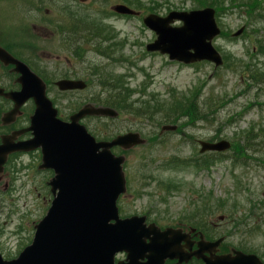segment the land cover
Returning <instances> with one entry per match:
<instances>
[{
	"label": "rangeland",
	"instance_id": "rangeland-1",
	"mask_svg": "<svg viewBox=\"0 0 264 264\" xmlns=\"http://www.w3.org/2000/svg\"><path fill=\"white\" fill-rule=\"evenodd\" d=\"M128 1L130 5L127 6L132 9L164 17L169 10L179 12L193 9L197 0ZM210 1L213 0H202V4L208 5ZM259 1L258 5L256 0H214L213 9L218 10L219 27L225 37L213 43L226 56L227 68L214 69L209 63L196 67L183 66L169 62L164 56L147 54L144 46L155 37L143 27L141 19L105 18L102 11L109 12L113 5L121 3L120 0H10L6 6L9 18L6 33L14 55L25 63L34 57L35 62L42 64L38 69L51 76L44 75L48 80L71 78L67 73L69 71H72V78L68 80L87 83L95 74L108 75L110 85H107L115 88L112 92L90 84V89L85 92L59 94L53 98L48 95L63 120L70 116V102L72 113L85 104L108 103L120 107L124 114L117 120L90 116L81 121L95 138L104 140V136L109 134L131 132L140 133L149 140L151 136L157 137L160 126L167 125L161 123L164 121L162 115L175 113L177 117H182L187 114L183 110H189L190 114L196 112L192 120L184 118L178 123L168 124L177 127L175 132L166 133L159 141H152L148 146L143 145L124 155L126 165L123 172L129 185L120 205L127 216L149 215L150 223L189 231L180 230L182 235H190V232L201 228L199 232L206 233L207 237L223 238L224 243L218 248L217 255H222L224 250L242 252L243 246L249 251L248 254H254L264 261V148L263 152L256 154L255 161L236 167L235 171H232L231 161L228 160L233 155L232 151L220 157H226L225 160L217 161L209 168H199L195 161L190 160L201 157L199 141L218 143L224 140L236 145L235 141L242 142L246 131L253 126L254 131L250 134L256 140L253 142L256 144L263 140L264 86H261V91L256 86L264 82L252 83L249 79H252L251 72L261 68L264 58L255 51L254 56L248 59L241 51V44L252 47L249 39L257 41L264 35V0ZM72 7L88 13L106 42L100 53L92 52L88 45H83L87 48V52H82L83 62L72 60V66H69L70 56L59 47V43H68L69 39L72 43V36L62 33L61 38L52 34L42 35L41 27L55 25L61 32L67 26V19L72 16ZM245 9L252 13L258 10L257 17L246 19L242 14ZM244 22V36L230 39L229 33L235 32ZM105 25L112 26L115 33L106 34ZM245 36L248 37L244 39ZM111 44L113 47L109 48ZM24 50L30 54L27 55ZM39 50L40 60L37 58ZM53 64L57 65L59 71L55 77L51 67ZM124 75L126 78H123ZM116 82L121 86H115ZM0 83H10L3 68H0ZM196 86L200 87L195 89ZM192 90L196 92L194 95H190ZM131 92L139 93L133 96ZM173 96L180 98L178 108L171 106ZM106 97H109L108 102ZM151 98L158 105L149 102ZM138 99L148 102L143 111L142 106L133 105L134 100ZM208 99L216 100L209 110L204 108V102H208ZM97 101L100 103L96 104ZM215 108L216 114L208 121L201 119L207 111L215 112ZM130 109L134 113L137 109L144 112L143 118L134 117ZM236 115L239 116L235 118ZM252 150H256V146L251 147ZM34 159L35 155L17 157L6 169L7 176L0 181V254L5 259L16 258L30 245L34 226L43 218L49 206L51 197L46 182L51 172L37 171L32 167ZM6 182H9V186L5 190ZM236 187H239V191ZM220 200L230 208H225ZM211 205L215 208L214 213L208 212ZM235 206L237 209H233ZM197 207L201 209L199 213ZM232 212L236 217L233 221L219 220V216L226 217Z\"/></svg>",
	"mask_w": 264,
	"mask_h": 264
},
{
	"label": "water",
	"instance_id": "water-1",
	"mask_svg": "<svg viewBox=\"0 0 264 264\" xmlns=\"http://www.w3.org/2000/svg\"><path fill=\"white\" fill-rule=\"evenodd\" d=\"M113 10L122 15L134 14L125 6H116ZM174 20L182 21L184 26L170 28L169 24ZM144 24L158 35L153 44L147 45L148 52L158 51L167 54L169 60L184 64L203 60L216 66L221 64L210 45L211 39L219 33L212 10L172 13L165 19L151 15L144 20ZM0 61L4 66H14L15 72L20 75L18 83L21 91L6 95L15 103L10 115L14 116L29 98L34 99L36 105L31 118L34 138L27 146L15 150L41 148L44 165L53 167L55 174L48 184L51 193L55 195L58 191L46 216L35 226L32 245L16 260L5 262L0 256V264H113L114 255L121 251L128 254L126 264H140L139 257L147 259L143 264H163L165 259H176L181 264L189 261L191 256L202 259L203 264H263L255 255L237 251L217 255L223 239L205 242L200 234L198 250L188 254L183 249L189 250L190 243L180 245L184 239L180 231L168 229L160 232L154 225L146 228L142 226L143 218L118 221L115 201L125 191L121 170L124 159L112 157L109 149L118 146L128 150L144 144V141L137 134L130 133L118 136L110 143L96 144L78 125L79 120L85 116L113 118L116 116L114 111L85 106L72 115L70 123L61 122L56 119L57 113L45 97L42 81L26 65L2 49ZM56 85L61 91L84 88L81 82L74 81H60ZM175 130V126L162 128L167 132ZM199 146L200 154L223 153L230 148L226 141L199 142ZM13 151L8 142L0 146V174L7 155ZM112 220L115 224H109Z\"/></svg>",
	"mask_w": 264,
	"mask_h": 264
},
{
	"label": "flooded vegetation",
	"instance_id": "flooded-vegetation-1",
	"mask_svg": "<svg viewBox=\"0 0 264 264\" xmlns=\"http://www.w3.org/2000/svg\"><path fill=\"white\" fill-rule=\"evenodd\" d=\"M8 2H9L8 0H0V15H4V17L6 19L4 24H6L8 22V18H7L8 15H7V11H6V6L8 5ZM70 18H72V16H70ZM63 29H65V28H63ZM63 29H61V32ZM5 30H6V27L4 28V31ZM65 30H69L70 32H72V27L65 29ZM41 31H42V35L52 34L53 37L54 36L60 37V34H61L59 28H56L55 25H50V27H41ZM6 35H7V33H1L0 34V47H3L2 42L6 41V39L8 42V37H6ZM70 36H72V34H70ZM76 45H78V44L72 45V43L70 42V39H69L68 43H66V42H60L59 43V47L62 50H64L65 52H68V54L70 56L69 66H72V58H74L78 52L81 53V55H82V52H87V48L83 47V45H85V44H83L82 47H80L79 49L76 48ZM24 52L27 55L30 54V52L28 50H24ZM40 52H41V50H39L37 52L38 60H40V55H39ZM56 61H58V60H56ZM63 62H65V61H63ZM23 63L33 72L34 75H36L41 81H43V83L45 85L47 98H48V95H51L52 98L55 95H59V94L72 95V92H59V91H57L56 88L53 86L54 83L57 81V79L55 78L54 81L48 80V78H46L44 76L46 74L43 73L42 71H40V69H38V66L39 65L42 66V64L35 62L34 57L32 58V61L28 60L27 63H25V62H23ZM51 67H53L52 73H55V74H53V76L55 77L57 75V73H59V71L56 69L57 65L53 64ZM0 68L6 69L7 76L10 79V83L7 85H2L0 83V90L2 91V95H0V143H1V138L3 136H10L8 138V141H7L8 146L10 148H12V150H14L13 152H15L14 154H11L8 156L5 167H9L10 163L13 162L17 157L35 155V159L32 162V167H35L38 170V166L41 162L40 150H36V151L31 152V153H29V152L23 153V152H19V151L15 150L17 145H20V143L28 142L32 138V132L28 129L31 125V118H32V116L35 112V109H36L35 101L32 98L27 99L26 101H24L20 105V107L18 108V111L16 112V114L14 116L10 115L11 112L13 111L14 107H15V103L10 98H7L6 95L10 94V93H18L21 91V86L18 83V78L20 77V75L17 72H15L14 66H11V65L10 66H4L0 62ZM67 73H69L70 77L72 78V71H69ZM46 76L51 77L50 75H46ZM71 78H68V79H71ZM49 82H51V84ZM50 102L52 103V105H54L53 100L52 101L50 100ZM70 104H72V102H70ZM8 115H10V116H8ZM5 116H8V117L5 119V121H3ZM70 116H71V114H70ZM58 118L61 119V116L59 114V110H58ZM68 118L66 120H68ZM4 174L7 175V173H4ZM6 186H7V184L5 183V188H6ZM146 222H147V220H146ZM149 224L150 223L148 222V225ZM165 228L179 229V230H182L183 232H186V233L189 232V231H186L184 228H180V227L179 228L178 227L173 228V227H168L166 225L163 226V228H160V230L163 231ZM196 232H198V229H195L194 232H190V235H184V239L180 243L181 246H187V244L190 243L191 249H189V250L185 249V248L183 249L188 254L193 253L197 249V243L199 241V236L194 235ZM185 240H187L188 242H186ZM202 263H203L202 259L191 256L189 261H187L185 264H202ZM164 264H178V261L177 260H173V261L168 260V261H165ZM182 264H184V263H182Z\"/></svg>",
	"mask_w": 264,
	"mask_h": 264
},
{
	"label": "trees",
	"instance_id": "trees-1",
	"mask_svg": "<svg viewBox=\"0 0 264 264\" xmlns=\"http://www.w3.org/2000/svg\"><path fill=\"white\" fill-rule=\"evenodd\" d=\"M122 2L130 4L128 0H122ZM256 3L259 5L260 1L256 0ZM209 6H215L214 2H211V4H209ZM246 11H247L248 15L252 16V18L257 17V15H258V10H256L255 14L250 12L249 9H247ZM87 14L88 13H86L81 8L74 9L72 7V32H70V31L64 32L63 31L62 34L66 35V33L70 32L69 34H72V43H79L77 45V47H76L78 49L82 46L81 43H83V44H92L93 45V49L96 47L97 50L100 51L101 50V48H100L101 44L99 43V46H95V44L97 43L96 41L99 40V35L100 34L96 30V27H94L95 26L94 25V21L90 20V17H88ZM105 33L107 34L108 32L105 31ZM258 49H259L258 53L261 56H264V37H262L261 40L259 41ZM252 75H253L252 80L254 82L256 81L257 78H260V80L262 82H264V72L260 73V72L254 71V73H252ZM249 77H251V76L249 75ZM99 78H100V75H96V79H95L96 81H94V84L97 87H108L109 90H115V88H113L111 86H108L104 82H101ZM249 80H251V79H249ZM115 86L120 87L121 85L118 84V82H116ZM127 97H129L128 94H127ZM116 98L119 99L118 97H116ZM181 98H184V97H181ZM178 99H180V98L173 99V101L171 102V106H174L175 108H178V105L181 104V103L178 102ZM150 100H148V101L158 105L155 99H152L151 101ZM195 100H196V104H197V99L195 98ZM214 101H216V100H214ZM214 101L208 99V102H207V100H206L204 102V106H205L204 108H207L209 110L213 106L212 103H214ZM97 103H100V102L97 101ZM135 103H136L135 105L138 104V105L142 106L141 107L142 111L144 109V105L148 104V102H141V100L140 101H136ZM114 108L117 109V108H120V107L114 106ZM124 109L127 110L128 108H124ZM155 109L158 110V108H155ZM142 111L137 109V110H135V113H134L130 109V112L134 115V117L143 118L142 114H144V112H142ZM183 111L186 112L187 114H183L182 117H177V115H175V113L162 115L164 121H161V123H164V124H167V125L168 124H174L176 122L178 123L179 120H183L184 118L186 120L189 119V118H190L189 120H192L193 117H195L194 114H196V112H194V114H190L191 112L189 110H183ZM216 112H217L216 108H215V112H213V113H210L209 111H207L206 115L202 116L201 119H203L204 121H208L210 119L209 117H212L213 115H215ZM151 115L152 114H150L149 116H151ZM238 116L239 115H236L235 118H237ZM171 118H174V120H172ZM158 122L160 123V121H158ZM159 125H161V124H158V126ZM253 131H254V126L252 127V129L250 131H246V133L244 134L245 138H242L243 139L242 142L235 141L236 145H234V144L232 145V150L231 151L233 152V155H231V158L228 159V160L233 161V164L235 165V167H243V166H246V165L250 164V162L255 161V158H257L256 154H258L260 152H263L264 136H263V140H260L259 142H257L255 144L253 141H256V140L252 139L250 137V134ZM111 136H112V134H109V135L104 136V138L107 139V138H109ZM255 146H256V150L250 151V148L251 147H255ZM211 155H216V154H211ZM252 157H253V160H252ZM207 159H208V161H207ZM217 159L210 158V155H204V156L193 158V159H190V160L195 161L196 165H199V168H209L215 162L224 160L223 158H220V157H218ZM246 163H248V164H246ZM220 202L222 203L223 201L220 200ZM201 203H202V206L205 207L203 201H201ZM222 204L224 205V203H222ZM224 206H225V208H230L229 207L230 205L226 204ZM224 206H221V207L223 208ZM235 208L237 209V206L233 207V209H235ZM214 209H215L214 206L211 205V208L208 210V212L214 213ZM200 210L201 209L198 208V212L197 213H199ZM204 212L207 215V211L204 210ZM226 218H228V220L230 219L231 221H233L236 217L234 215V212H232L231 214H228V216H226ZM242 251L245 252V253H249V251H247V249L245 247H243V246H242Z\"/></svg>",
	"mask_w": 264,
	"mask_h": 264
},
{
	"label": "bare ground",
	"instance_id": "bare-ground-1",
	"mask_svg": "<svg viewBox=\"0 0 264 264\" xmlns=\"http://www.w3.org/2000/svg\"><path fill=\"white\" fill-rule=\"evenodd\" d=\"M80 56H81V53L78 52V53L75 55V59L78 60ZM107 76H108L107 74H104L103 76L100 75V78H99L100 81H101V82H104L105 84H110V79H108Z\"/></svg>",
	"mask_w": 264,
	"mask_h": 264
}]
</instances>
